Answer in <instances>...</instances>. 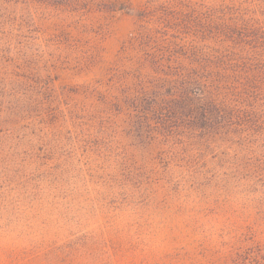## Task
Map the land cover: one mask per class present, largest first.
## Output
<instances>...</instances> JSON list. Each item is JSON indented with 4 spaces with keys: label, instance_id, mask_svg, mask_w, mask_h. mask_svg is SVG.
I'll return each instance as SVG.
<instances>
[{
    "label": "rangeland",
    "instance_id": "1",
    "mask_svg": "<svg viewBox=\"0 0 264 264\" xmlns=\"http://www.w3.org/2000/svg\"><path fill=\"white\" fill-rule=\"evenodd\" d=\"M230 4L264 17V0H0V264H264V169L191 157L128 100L154 77L135 39L153 8Z\"/></svg>",
    "mask_w": 264,
    "mask_h": 264
},
{
    "label": "trees",
    "instance_id": "2",
    "mask_svg": "<svg viewBox=\"0 0 264 264\" xmlns=\"http://www.w3.org/2000/svg\"><path fill=\"white\" fill-rule=\"evenodd\" d=\"M157 7L135 37L154 77L128 98L133 117L172 145L179 140L191 157L260 178L264 17L233 4Z\"/></svg>",
    "mask_w": 264,
    "mask_h": 264
}]
</instances>
